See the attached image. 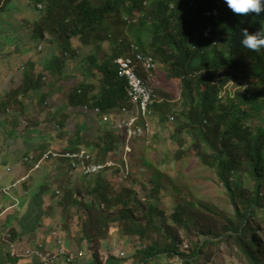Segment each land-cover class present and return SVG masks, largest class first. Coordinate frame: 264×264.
Masks as SVG:
<instances>
[{
    "label": "trees",
    "instance_id": "trees-1",
    "mask_svg": "<svg viewBox=\"0 0 264 264\" xmlns=\"http://www.w3.org/2000/svg\"><path fill=\"white\" fill-rule=\"evenodd\" d=\"M32 1L40 11V20L32 24L33 40L46 43L42 71L37 70L35 61H28L22 84L3 99L1 111L10 108L26 120L27 101L33 103L40 97L39 106L46 103L48 78L62 84L60 79L79 71L77 84V79H67L69 82L60 88L66 97L65 101L60 99L63 106L77 113L61 119L58 111L53 114L51 126L56 136L67 142L63 149L53 152L65 155L85 147L93 156V163H104L122 149L125 141L114 128L115 116L124 108L130 109L126 83L118 77L114 61L126 54L127 43L136 44L163 66L168 79L179 83L182 110L174 113L164 101L150 107L152 121L155 116L160 124L173 120L169 134L171 160L181 162L193 156L212 170L234 214L222 224L217 221L215 228L202 227L184 209L167 218L157 206L160 187L151 188L150 195L139 201L133 188L110 181L123 169L122 162L119 167L81 177L83 184L77 190L70 187L71 170L63 165V159H58L48 163L51 170L55 167L58 180L41 188L43 195H50V202L57 200L49 207V213H58L57 219H52L54 226L69 232L74 215L67 211L80 208L81 222H74L78 230L70 239L79 249L90 247L89 256L97 264H152L155 260L156 264H210L221 244H234L244 264H264L253 238L259 230L253 223H264V127H253L264 104L261 106L256 94L240 96L236 101L230 99L231 95L221 96L230 84L242 86L255 81L257 87L264 86V49L252 52L241 44L242 29L255 33L264 26V12L259 16L236 15L224 0H104L100 5H93L90 0ZM0 2L1 14L12 0ZM41 3H46L43 10L38 8ZM117 14L124 15V25L133 40L113 38L107 20ZM106 41L111 46L110 56L100 58L98 54ZM84 48L89 52L84 54ZM83 107L92 112L99 109L95 115V142L84 137L79 125L67 137L66 121L83 116ZM104 115L113 118L102 123ZM143 128L142 139H147L145 123ZM50 149L34 153L33 163H26L29 171ZM108 173L114 176L110 178ZM130 173L124 176L126 182L131 181ZM113 229L118 233L123 230L132 246L121 253L123 256L110 255L105 262L99 250L102 243L110 241ZM181 229L190 234L193 230V242L186 249Z\"/></svg>",
    "mask_w": 264,
    "mask_h": 264
},
{
    "label": "rangeland",
    "instance_id": "rangeland-1",
    "mask_svg": "<svg viewBox=\"0 0 264 264\" xmlns=\"http://www.w3.org/2000/svg\"><path fill=\"white\" fill-rule=\"evenodd\" d=\"M103 1L104 0H90V3L93 5H100L103 3ZM18 3L19 4L21 3L23 8L22 10H18L20 11V13L25 14L30 11L33 14H35V19H33L31 25L32 23L36 22V20H40V11H37L35 9V1L18 0ZM18 3L17 1H15L14 4L12 3L10 4L11 6L9 5V9L11 12H6L5 17L8 18L9 17L8 14L11 15L13 11L16 10L17 8L16 4ZM45 4L46 3H41L40 6L42 8L40 7L41 9L39 8V10H43ZM23 22H21L20 26L24 28ZM124 22H125L124 15L122 14L111 15L107 20V25L110 26V28L112 29L114 39L124 38V39H128L127 41H131L133 40L131 37V33L128 30V28L125 27ZM31 28L33 29L31 30L29 35L33 37L34 25H32ZM18 33L22 38H25L27 34V32L25 33V30H23L22 33L21 32ZM38 45H42V47L41 46L39 47ZM45 45L46 43L37 44L36 41H30V48H34L33 51H35L34 55L36 57L34 55L33 56L35 57L34 59L37 65H39L45 58L44 56V54H46ZM102 47L103 48L99 52L98 57L104 58L107 55L110 56L111 46L109 47V43L106 41L102 45ZM39 48H41L40 50L41 52L39 51ZM89 50L90 49L84 48L82 52L86 54L89 52ZM156 64H157L156 69L152 72L154 75L153 87L155 94L158 97V99L166 102L171 107L174 113H177L183 108V100L181 98L179 83L177 80L168 79L165 74L163 66L160 65L158 62H156ZM68 77L69 78H62L60 79V81L62 80L63 83L66 84L69 82V80L67 79L73 78V79H77V82H75V84H77L78 78L80 79V72L76 70L73 75L70 74L68 75ZM47 81L50 84L48 89L51 90L52 98L57 99V94H58L59 99L65 101L66 100L65 92H59L60 88L64 84L59 83L53 78H48ZM223 90L224 92L221 94V96L225 97L226 95H231L230 99L232 101L238 100L240 96L249 97V95L256 94L260 99L261 106H263L264 104V86L261 85L260 87H257L255 81H253L252 84L250 85H242V86H235L234 84H230L228 87H225ZM81 111L84 114L81 117L78 116V119L76 121L79 122L80 125H82L81 128L84 129V136H86L85 138L87 139L88 137L90 138L91 142L93 141L95 142L97 126H98L97 121L96 122L92 121L91 117L88 116L84 117V115H86L87 113V110L84 107L81 109ZM94 115L96 114L94 113ZM258 115L259 116L254 121L255 124L253 123L252 124L253 127L262 128L264 127V111H262ZM118 117H122V114ZM109 118H113V116H109L108 119ZM171 119L173 118L171 117ZM172 121L169 123L160 124L158 122L157 116H155L153 121L151 120V116H150V118L146 122L149 125V129H147L146 131L147 139H142L144 136L142 134L141 138L128 140L126 144L124 141V144L127 146L128 151L127 152L124 151L122 147V149L110 155L111 158L108 159L110 161H106L107 164H113V166L115 167H119L120 166L118 165L119 162H122L123 169H121L115 176L113 173L111 174L108 173L107 176L110 178L114 176L110 181L114 183V185L116 186L119 185L122 187L127 186L128 188H133L134 191L136 192V195L138 197L137 199L139 201H142L147 195H150L151 188H154L155 186L160 187V192H161L160 202L157 203V206L162 212L166 214L167 218H170L171 215L177 210H182V211L185 210L186 212L194 215L196 221L198 223H201L200 225L202 227L204 225V227L215 228L217 221L220 224H222L224 220L233 218L234 214H233L232 206L230 205V202L224 192V189L218 183L214 172L203 166L200 160H197L193 156H190L181 162H173L171 160V157L169 156V152L172 151L173 146L169 140V134L172 132L173 129ZM105 122L106 121H104L103 119L102 123ZM75 126L76 125L74 124V127ZM74 127H72L73 133L75 132ZM120 133L122 134L125 140V136L123 135V133L122 132ZM67 137L70 136L68 135ZM49 152H53V150ZM29 158L30 157H28V159ZM51 160L49 161L47 160L41 163V168L39 170L33 169L31 171H33V174H37L43 171L45 166L48 163L50 164L52 162ZM111 167L112 166H107L108 169H110ZM52 168L56 170L55 167ZM104 170L105 168L99 171L98 173ZM128 172H131L130 174L132 175L130 182H126L124 180V176ZM53 174L54 173H52V175ZM78 174L79 175H75V173L73 175L70 174V178H73L71 176L79 177L77 179L75 178L74 181L71 180L72 183L70 186L71 188H75L77 190L81 189V186L83 184V179L81 177H83L82 175H85L84 173L83 174L78 173ZM96 174L88 175V176H94ZM30 178L25 183H28L32 179ZM57 180L58 178H54L51 183H54ZM245 187H248V184ZM51 203L53 204L57 203V200L52 201ZM55 206L56 204L54 205V207ZM79 209L77 210L75 209L73 211V209L70 208L69 211H67V214H71L72 216L74 215L73 221L71 222L69 228L70 234H74L78 230V228L74 225V222H78L80 216ZM56 217H58V215ZM257 223L255 222L253 223L254 226H259V230L254 232L253 238L256 243V247H257L256 250L261 255L264 261V223L260 220L257 221ZM170 224L173 225V223ZM113 231L114 229L111 230L110 241L106 243L105 242L102 243L103 246L99 250L103 257V260L104 257L107 258L110 255H113L115 257L121 256V253L125 254L127 250L132 246L131 238L127 237L126 234L123 235L124 234L122 232L123 230H119V233L117 231L115 232ZM7 233H9V231L4 233V236ZM180 234L184 240L183 249H186V246L190 245L193 242L194 239L193 230L192 233L190 234L184 231L183 229H181ZM154 240L155 239L153 238L152 241ZM137 247H140V244H137ZM86 249L87 250H84V253L85 252L89 253V249L91 248L90 247L87 248L86 246ZM76 254H78V252H76ZM237 254L238 251L234 244H221L216 248L214 260L210 264H244L243 261L239 260ZM163 262H166V259H164ZM156 263L157 260H155L152 264H156Z\"/></svg>",
    "mask_w": 264,
    "mask_h": 264
},
{
    "label": "crops",
    "instance_id": "crops-1",
    "mask_svg": "<svg viewBox=\"0 0 264 264\" xmlns=\"http://www.w3.org/2000/svg\"><path fill=\"white\" fill-rule=\"evenodd\" d=\"M15 1L18 3V0H12L10 4H14ZM16 7L11 15L8 14V18L5 15L6 12H11L9 6L0 14V107L4 104L3 99L22 84L28 61L34 62L36 57L34 48H30V41H34V35L33 37L29 35L35 14L30 11L20 13L18 10L23 9L21 3L16 4ZM21 22L24 28L20 26ZM23 30L27 32L25 38L18 33H22ZM37 70L42 71V62L37 65ZM45 95L48 98L43 106H39L40 97L35 98L33 103L27 101V121L22 120L19 114L10 108H2V111L0 108V264H42L37 258H12L9 255V247L3 240L4 233L8 231L11 233L10 241L13 247L18 250L40 245L44 250L51 252L58 248L72 254L83 251L78 257L77 254H73L76 259L71 263L60 257L51 264H97L90 258L89 253H84V250H87L85 245L79 249L70 239L71 234L68 231L62 232L52 223L53 218L57 219L58 213H49V207H52L50 195H43L41 188L47 184L51 186L56 170H51L48 166L46 170L33 174L26 166V159L36 152L41 154L43 148L57 151L66 146L67 142L56 136L57 133L50 124L53 114L58 111L60 118L69 113H77V110L63 106L58 94L57 99L52 98L50 89L45 91ZM87 116L91 117L92 121H97L92 111L87 110L84 117ZM29 119H35V122L29 123ZM77 119L78 117L66 121V132L69 136L73 133L74 124L76 125L74 131L77 125H80ZM28 176L32 178L28 183L18 184L21 179ZM75 178L79 177L73 176L71 179L74 181ZM54 232L55 235L52 236ZM57 241H60V244ZM106 259L104 257L105 262Z\"/></svg>",
    "mask_w": 264,
    "mask_h": 264
},
{
    "label": "built area",
    "instance_id": "built-area-1",
    "mask_svg": "<svg viewBox=\"0 0 264 264\" xmlns=\"http://www.w3.org/2000/svg\"><path fill=\"white\" fill-rule=\"evenodd\" d=\"M40 7L41 6L39 4L38 8ZM127 47L129 48L127 49L126 54L118 57L114 61L118 77L125 80L126 98L130 106V109L124 108L122 110V116L124 117H122L121 119L126 120V123L120 127L123 130H125V128H132L138 126L137 121L140 120V117H143L144 115L151 116L150 106L153 105L155 102H161V100L158 99V97L156 96L153 87L154 75L152 72L156 69V61L153 57L148 56L147 53L141 52L136 44H128ZM40 50L41 48H39V51ZM152 97L156 98V100ZM84 108L87 109L86 107ZM94 113H99V109L97 108L96 110H94ZM129 113L131 114L130 117L125 116ZM118 116L120 115H117L115 117L117 118V120H119L120 118ZM108 117L109 115H104L103 119L107 120ZM108 121H111V118H109ZM146 128L149 129L148 124L146 125ZM142 134H144L143 126L136 133H129V135L132 136H140ZM85 152H88V150L84 147L81 148L78 152L75 151L71 153V156L64 154L59 155L55 152H48L42 156V161H47L50 159V157L57 158L54 159V161H58V159H63V161L66 163H63V165H66V167L71 170V175H73L74 173L75 175H79L78 173L83 174V172L85 175L96 174L102 168H107V166H113V164H107L106 162L101 164L93 163V156L89 152L88 153L90 155H86ZM30 161H33V159H26V162ZM41 163L36 166L35 170H39L41 168ZM28 179L29 176L22 179L18 184L20 185L26 182ZM54 235L55 232L52 233V236ZM10 239V232L3 236L4 242H6L7 246L9 247V255H11L12 258H37L42 264H51L52 262H55L56 260L60 259L59 254L62 251L61 249H57L56 251L51 252L48 250H44L40 245H37V247H26L18 250L13 247V244ZM58 243L60 244V241H58ZM81 253L82 251L78 252L76 257L81 256ZM73 254H76V252H74ZM76 257H74V255H71L69 257L63 258V260L68 263H71L76 259Z\"/></svg>",
    "mask_w": 264,
    "mask_h": 264
},
{
    "label": "clouds",
    "instance_id": "clouds-1",
    "mask_svg": "<svg viewBox=\"0 0 264 264\" xmlns=\"http://www.w3.org/2000/svg\"><path fill=\"white\" fill-rule=\"evenodd\" d=\"M224 3L231 12L240 16L250 14L259 16L264 12V0H224ZM242 36L241 44L244 48L257 53L264 49V26L255 33H250L247 28H244Z\"/></svg>",
    "mask_w": 264,
    "mask_h": 264
},
{
    "label": "bare ground",
    "instance_id": "bare-ground-1",
    "mask_svg": "<svg viewBox=\"0 0 264 264\" xmlns=\"http://www.w3.org/2000/svg\"><path fill=\"white\" fill-rule=\"evenodd\" d=\"M153 98V97H152ZM153 99H155V98H153ZM139 106V105H138ZM152 106V105H151ZM150 106V107H151ZM123 113V111H121V113H120V115ZM125 116H127V117H130L131 116V114L129 113V114H127V115H125ZM122 117H124V116H122ZM122 117H120V119L119 120H117L116 121V123H115V125H114V128H115V130L116 131H119V132H122L123 133V135L125 136V144L127 143V141L128 140H133V139H138V138H141L142 137V135H140V136H132V135H129V133L131 132V133H136L137 131H139L140 130V128L143 126V123H145V127H146V122L148 121V119L150 118V116H147V115H144L143 117H140V120H138L137 121V124H138V126H135V127H132V128H125V130H123V129H121L120 127L123 125V124H125L126 123V120H122L121 118ZM104 121H107V120H104ZM143 132H144V128H143ZM123 145V149H124V151H126L127 152V146L126 145ZM81 149V148H80ZM79 149V150H80ZM78 150V151H79ZM77 151V152H78ZM85 154L86 155H89L88 153H86L85 152ZM65 155H69V156H71L72 154L71 153H68V154H65ZM33 159V161H34V156H30V158L29 159ZM51 159H57V158H55V157H50V159L49 160H51ZM48 160V161H49ZM33 161H30V162H27V163H33ZM43 163V162H45V161H42V159H41V161L40 162H38L37 164H35L34 165V169L36 168V166L39 164V163ZM107 163V162H106ZM99 164H101V163H99ZM104 168H102L101 170H103ZM101 170H99V171H101ZM33 172V171H32ZM84 173V172H83ZM87 175H93V174H87ZM21 185V184H20ZM57 243H58V241H57ZM58 249H61V248H58ZM62 250V249H61ZM71 255H73L72 253H65L63 250L61 251V253L59 254V257H61V258H65V257H69V256H71ZM11 256V255H10Z\"/></svg>",
    "mask_w": 264,
    "mask_h": 264
}]
</instances>
